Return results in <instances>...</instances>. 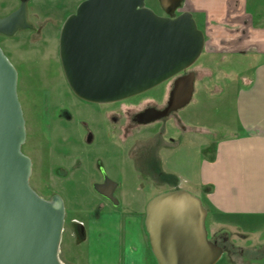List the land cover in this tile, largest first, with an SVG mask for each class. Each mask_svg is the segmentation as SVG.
Returning <instances> with one entry per match:
<instances>
[{"label":"water","instance_id":"1","mask_svg":"<svg viewBox=\"0 0 264 264\" xmlns=\"http://www.w3.org/2000/svg\"><path fill=\"white\" fill-rule=\"evenodd\" d=\"M0 18V35L32 30L26 0ZM147 0H83L62 24L58 56L66 83L78 99L108 104L144 94L190 68L205 36L190 12L167 17ZM162 7L164 4L160 0ZM17 71L0 48V264H61L65 207L58 195L41 198L30 186L31 160L22 152L25 120L17 95ZM194 73L180 77L169 93L165 117L186 107ZM94 190L114 206L116 185ZM144 229L157 264H217L223 250L208 239L207 210L199 197L174 189L152 197Z\"/></svg>","mask_w":264,"mask_h":264},{"label":"rangeland","instance_id":"2","mask_svg":"<svg viewBox=\"0 0 264 264\" xmlns=\"http://www.w3.org/2000/svg\"><path fill=\"white\" fill-rule=\"evenodd\" d=\"M81 1L83 0H31L28 4L27 17L35 30L22 31L11 38L0 36V48L15 67L18 76L17 95L26 132L22 152L30 158L32 164L29 184L41 198L49 200L52 196L58 195L64 202L65 219L59 248L61 264H130L133 260L128 258V253H131L140 264L141 252L135 237H132L125 245L119 240L114 244L116 240L109 233L106 235L97 233L94 236L96 226H91L89 222L93 223L96 220L95 216L102 212L104 206L96 212L98 199H95L97 194L90 184L91 180L82 181L80 185H73L75 179H83L84 174L80 172L81 174L73 175L70 170L69 175L65 177L60 170L61 165L67 170L82 166L83 170L91 172L93 154L104 153L101 155L104 157V168L107 173L112 170L114 174L111 173V176L116 179V171L127 164V167H131L130 162L126 161L128 156L134 157V153H138L140 149L149 152L150 157L158 152L156 143L159 138L154 134L158 131L159 124L146 127L144 130L147 131H143L142 134L134 132L132 138L113 136L112 139H107L97 129L95 142L90 148L86 146L89 151L85 152V149H82L85 145L80 141V135L76 134L68 123L65 125L66 129H63L62 123L57 120L59 110L67 107L78 117L88 120L94 127V113L99 109L98 106L96 108L93 105H85L71 93L59 62L60 29L65 19L75 11ZM0 4V16H4L17 7L18 1L0 0ZM244 4L246 10L254 16L252 17L254 21L263 26L264 0H244ZM146 6L154 12L159 11L154 7V0H147ZM189 6L187 4L186 8ZM217 24H219L218 21H213L212 26L219 27ZM220 24L231 31L239 28L222 21ZM214 32L215 36L220 33L217 32V28ZM241 59L243 57L240 55L232 56L226 52L203 51L199 59L190 67L189 71L196 73L192 100L177 112V116L182 120L181 124L189 128L186 134H182V138L186 137L184 140L187 142L177 141L178 149L169 158L164 151H160L161 157L174 171L177 179L168 186L147 185L146 182L139 180L140 184L135 176L141 179L142 167L140 170L131 163L134 169L125 170L122 173V187L116 193L118 197L121 195L124 206L126 203H131L132 207L130 208L132 212L125 211L121 214L122 218L126 220V216H131L142 224L144 215L136 216L134 211L139 210L138 207L141 208L142 204L145 208L150 198L162 192L184 189L196 196L201 157L211 155L221 139L238 133L234 109L237 86L242 83L243 76L252 77L255 67L254 63L249 65L247 61L244 62ZM170 83H163L144 93L142 97H158L164 94L166 98ZM96 115L98 116V113ZM172 123L171 119L168 120L167 126L171 127ZM191 124L199 127L200 133H194L189 127ZM179 132L178 125L177 128L171 127L168 134L176 138L178 136L176 140H179ZM65 143L71 148L67 151L69 152L67 157L62 155V146H65ZM74 158H80L81 161L73 164ZM138 169L140 173L137 172ZM165 169L167 170L166 167ZM142 184L144 185L140 186ZM144 203H146L145 206ZM123 209L125 210L123 206L119 208L120 211H124ZM83 221L87 231H90L88 235L78 226ZM134 227L132 223L133 230ZM206 227L208 235L214 239L222 237L221 231H229L226 239L222 240L226 245V251L217 264H233L229 261L230 258L235 260V264H263L261 259L264 257V226L253 227L251 224L248 229L246 227L243 229L239 224L235 225L226 218L217 217L208 212ZM146 238L148 240L147 234ZM233 245L236 249L232 251ZM240 249L246 260L238 256ZM98 254L100 260L97 261L94 256Z\"/></svg>","mask_w":264,"mask_h":264},{"label":"crops","instance_id":"3","mask_svg":"<svg viewBox=\"0 0 264 264\" xmlns=\"http://www.w3.org/2000/svg\"><path fill=\"white\" fill-rule=\"evenodd\" d=\"M188 1L207 37L203 51L240 55L247 64H255L252 77L243 76L241 86H237L234 109L238 133L221 139L211 155L201 157L196 196L208 212L239 224L243 229H248L251 224L253 227L264 226V25L254 21L244 0ZM213 21H218L219 27L212 26ZM221 21L239 28L228 30L220 24ZM215 28L220 32L217 36L214 35ZM95 199H98L97 205L104 208L97 213L93 223L89 222L96 226L94 236L109 233L116 240L114 244L119 240L125 245L135 237L141 252L140 264H157L144 224H139L131 216H126V220L121 216L125 211L132 212L131 203L124 206L121 197L116 207L98 197ZM122 206L124 211L119 210ZM138 209L134 211L136 216L144 215L143 204ZM81 223L88 235L90 231H87L85 222ZM99 256L94 259L100 260ZM128 258L133 260L130 264H138L131 253Z\"/></svg>","mask_w":264,"mask_h":264},{"label":"flooded vegetation","instance_id":"4","mask_svg":"<svg viewBox=\"0 0 264 264\" xmlns=\"http://www.w3.org/2000/svg\"><path fill=\"white\" fill-rule=\"evenodd\" d=\"M17 1H18L17 7L12 9V11L7 13L6 15L0 16V18H4V17L8 16L9 14H11L12 12L16 11L19 8L20 2H21L20 0H17ZM30 1L31 0H26V21L32 26L33 29L32 30H25V31H34L35 30L34 25L28 21V17H27L28 16V10L27 9H28V4ZM162 2L164 4V7H162L160 0H154V7L157 8V10H159L157 12L155 11L156 14H158L160 16L167 17L168 14L166 13V10L171 11L174 9H175V13H174L175 15H178L182 12H190V13H192V15L194 17L197 26L200 28V30H202V24L197 19L195 13L192 12L190 6L188 8H186V5L187 4L189 5L188 0H162ZM20 32H22V31H20ZM202 32L204 33L203 30H202ZM0 36H2V35H0ZM204 36H205V41H206L207 37H206L205 33H204ZM189 69L190 68H188L186 71L182 72L178 76H176V77L165 82V83L171 82L170 87L167 91V97L166 98H164L165 97L164 94H161L158 97L152 96L150 98H146V97L144 98V97H142L143 94H141L139 96H136V97H133V98H130L127 100H123V101H119V102H115V103H108V104H93V103H88V102H85V101H82L79 99L85 105H90V106L93 105L96 108H97V106L99 107V109L94 113L95 114V119H94L95 125H94V127H92L90 125V122L88 120H86L85 118L83 119V118H80L77 115H75V112L71 111V109H69L67 107L61 108L59 110L58 115H57V120L62 123L63 129H66L65 125L68 123L69 127L73 128L74 131L76 132V134L80 135V141L83 142L85 145V146H83L84 148H82V149H85V152H86V150L89 151V148L95 142V134H96L95 132L97 129H99L107 137V139H112L113 136H118V137L123 136L125 138H132L134 132H136L137 134H142L143 131H145V132L147 131V130H144V129H146V127H149V126L154 125V124H159L157 126L158 131L156 132V134H154V135H156L157 138H159L157 143H156L157 144V151H158L157 154L153 157L152 156L150 157L149 152H145L144 149L143 150L140 149L138 151V153H134V155H133L134 157L130 158L128 156V160H126V161L130 162L129 166H131V167L130 168L127 167L128 166V164H127L124 168L120 169L119 171H116L115 175L117 176V178L120 176L119 180H117V178L116 179L112 178L113 176H111V173L114 174V172L112 170L109 173H107V170L104 168V163H103L104 157L101 156L104 153L103 154L99 153L98 155L90 153V154L94 155L93 167L91 169V172L87 171L86 169L83 170V168H81L82 166L73 167L72 169L67 170V168L65 166L61 165L60 170L65 175V177H67L69 175L70 170H71V173H73V175H76L77 173L81 172L82 174H84L85 177L83 179L82 178L75 179L76 181L73 183V185H80V184H82V181H86V180L90 181L91 180L90 184H91L92 188L94 187V185H104V184H107L108 181H111L116 185V189H115L113 195L117 198L118 202H119V197L121 198V195L118 197V196H116V193L122 187V185H121L122 173L125 172V170H128V171L133 170L134 168L132 167V165L134 167L135 166L139 167L140 170L142 167L143 171L141 173L142 174L141 179L137 178L136 176H135V178L138 179V181L140 180V181L146 182L147 185L152 184V185L168 186L169 184L174 182L177 179V176L175 175V173H173L174 171L172 169H170L169 166H167V163L165 162V160L160 155V153H161L160 151H164L165 155L168 156V158H169L171 156V154L174 153L178 149V147H176L177 141H182L183 143L187 142L184 140L186 137L182 138V134H184V133L186 134L187 133L186 131L189 128L186 127V125L181 124L182 120L177 116V112L179 110L171 112L169 115H167L165 117H159V115H157V113L164 111L166 109V107L168 106L169 93L172 90V87H173L174 82L177 79V77H180V76H183V75H186L189 73H194V76L196 79V73L189 71ZM97 113H98V116L96 115ZM170 119L173 122L171 124L172 125L171 127L177 128L178 125L180 126L179 140H176V139H178V136L176 138V137H172L168 134L171 127L167 126V122ZM187 126H189V125H187ZM189 127L192 128L194 133H196V132L200 133V131L196 127H192V126H189ZM65 142H67V141L65 140ZM86 146H89V148H87ZM68 150H71V148L68 147V145H66V143H65V146H62V151H63L62 155H64V157H67V155L69 153V152H67ZM74 150L78 151V149H74ZM106 150H109V149L106 148ZM72 153L74 155V152H72ZM76 155L78 156L79 154H76ZM127 155H128V153H127ZM80 161H81L80 158H74L73 164H76L77 162H80ZM131 163H132V165H131ZM165 167L167 168V170L165 169ZM140 170L138 169L137 172L140 173ZM91 177H94V178H91ZM68 181H69V179H68ZM140 181H139V183H140ZM143 185L144 184H142L140 186H143ZM93 190H94V188H93ZM94 192L97 194V197H99L101 200L108 202L109 204L113 205L106 198L99 195L95 190H94ZM96 207H97L96 212H97V210L101 209L100 204L97 205ZM81 225H82L81 223L78 224L79 228L84 233V231H85L84 226L83 225L81 226ZM81 233H79V235ZM228 234H229V231H223V232L221 231L220 232V235H222V237L220 238L221 240L218 238L214 239L210 235H208V239L213 241L214 243H216L223 250V253H222L220 260L222 259L223 255L226 251V249H225L226 245L224 244V242H222V240L224 241L227 237L226 235H228ZM231 248L233 251L235 246L233 245V246H231ZM233 253H235V252H233ZM238 256L245 259V255H243V252L241 249L239 250ZM229 261L233 262V264L236 263L235 260L231 259V258ZM261 261L264 264V257H263V259H261Z\"/></svg>","mask_w":264,"mask_h":264}]
</instances>
